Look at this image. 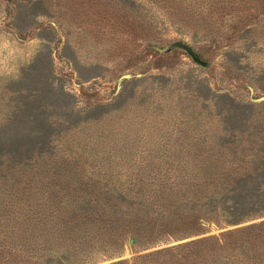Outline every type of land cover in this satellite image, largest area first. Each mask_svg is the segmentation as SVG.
<instances>
[{
	"label": "rangeland",
	"instance_id": "obj_1",
	"mask_svg": "<svg viewBox=\"0 0 264 264\" xmlns=\"http://www.w3.org/2000/svg\"><path fill=\"white\" fill-rule=\"evenodd\" d=\"M0 61V264H264V0H0Z\"/></svg>",
	"mask_w": 264,
	"mask_h": 264
},
{
	"label": "trees",
	"instance_id": "obj_2",
	"mask_svg": "<svg viewBox=\"0 0 264 264\" xmlns=\"http://www.w3.org/2000/svg\"><path fill=\"white\" fill-rule=\"evenodd\" d=\"M264 225V224H263ZM262 226V225H261ZM254 228H260V225L259 226H254V227H249V228H245V229H242L240 231H238V234L242 235V234H247L248 232H250V230H253ZM244 232H247V233H244Z\"/></svg>",
	"mask_w": 264,
	"mask_h": 264
},
{
	"label": "water",
	"instance_id": "obj_3",
	"mask_svg": "<svg viewBox=\"0 0 264 264\" xmlns=\"http://www.w3.org/2000/svg\"><path fill=\"white\" fill-rule=\"evenodd\" d=\"M177 47H179V48H181V49H183V50H185V51H187L194 59H195V57L193 56V54L190 52V50H189V48L188 47H186L185 45H182V44H177L176 45ZM133 241H131V243H132Z\"/></svg>",
	"mask_w": 264,
	"mask_h": 264
},
{
	"label": "clouds",
	"instance_id": "obj_4",
	"mask_svg": "<svg viewBox=\"0 0 264 264\" xmlns=\"http://www.w3.org/2000/svg\"><path fill=\"white\" fill-rule=\"evenodd\" d=\"M9 55H11V53H9ZM0 63H3L2 61H0ZM3 73V69H0V74Z\"/></svg>",
	"mask_w": 264,
	"mask_h": 264
}]
</instances>
